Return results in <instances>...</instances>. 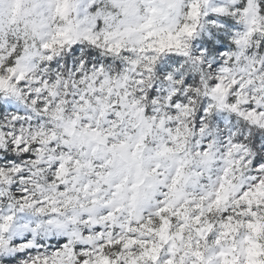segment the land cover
<instances>
[{"label":"clouds","instance_id":"clouds-1","mask_svg":"<svg viewBox=\"0 0 264 264\" xmlns=\"http://www.w3.org/2000/svg\"><path fill=\"white\" fill-rule=\"evenodd\" d=\"M0 264H264V0H0Z\"/></svg>","mask_w":264,"mask_h":264}]
</instances>
